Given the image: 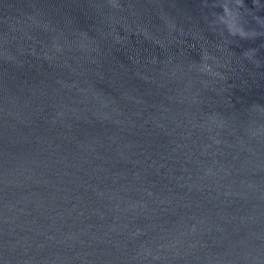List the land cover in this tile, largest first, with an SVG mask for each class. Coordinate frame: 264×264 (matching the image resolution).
I'll list each match as a JSON object with an SVG mask.
<instances>
[{
    "label": "water",
    "instance_id": "95a60500",
    "mask_svg": "<svg viewBox=\"0 0 264 264\" xmlns=\"http://www.w3.org/2000/svg\"><path fill=\"white\" fill-rule=\"evenodd\" d=\"M0 264H264V0H0Z\"/></svg>",
    "mask_w": 264,
    "mask_h": 264
}]
</instances>
